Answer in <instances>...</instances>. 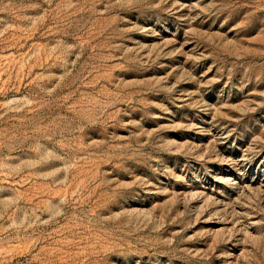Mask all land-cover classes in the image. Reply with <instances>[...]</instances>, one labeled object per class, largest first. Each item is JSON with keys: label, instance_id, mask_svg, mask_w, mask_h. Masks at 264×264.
<instances>
[{"label": "rangeland", "instance_id": "1", "mask_svg": "<svg viewBox=\"0 0 264 264\" xmlns=\"http://www.w3.org/2000/svg\"><path fill=\"white\" fill-rule=\"evenodd\" d=\"M0 264H264V0H0Z\"/></svg>", "mask_w": 264, "mask_h": 264}]
</instances>
